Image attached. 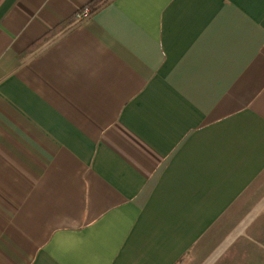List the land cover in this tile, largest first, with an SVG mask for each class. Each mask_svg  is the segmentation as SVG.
Masks as SVG:
<instances>
[{
    "label": "crops",
    "instance_id": "0c3cea01",
    "mask_svg": "<svg viewBox=\"0 0 264 264\" xmlns=\"http://www.w3.org/2000/svg\"><path fill=\"white\" fill-rule=\"evenodd\" d=\"M0 264H264V0H0Z\"/></svg>",
    "mask_w": 264,
    "mask_h": 264
},
{
    "label": "rangeland",
    "instance_id": "374dc122",
    "mask_svg": "<svg viewBox=\"0 0 264 264\" xmlns=\"http://www.w3.org/2000/svg\"><path fill=\"white\" fill-rule=\"evenodd\" d=\"M238 219H239V214H236L221 220L215 226V228H213L201 241L202 252L204 253L207 250L211 249L214 246V244L219 240V238L223 236V233H225V231H227V229L232 226L235 220Z\"/></svg>",
    "mask_w": 264,
    "mask_h": 264
},
{
    "label": "trees",
    "instance_id": "16d2710c",
    "mask_svg": "<svg viewBox=\"0 0 264 264\" xmlns=\"http://www.w3.org/2000/svg\"><path fill=\"white\" fill-rule=\"evenodd\" d=\"M99 6H100V2L94 1L92 3L91 7H92V9H97ZM71 23H72V21L68 20V21H65L61 24H58L54 29L50 30L44 36H42L41 38L36 40L34 43H32V45L28 48L27 53H31V52L41 48L42 46H44L48 42H50L59 33L64 32L67 29H69Z\"/></svg>",
    "mask_w": 264,
    "mask_h": 264
},
{
    "label": "built area",
    "instance_id": "2783aa9c",
    "mask_svg": "<svg viewBox=\"0 0 264 264\" xmlns=\"http://www.w3.org/2000/svg\"><path fill=\"white\" fill-rule=\"evenodd\" d=\"M90 16H92V10L89 6L83 8L82 10H79V12H77L76 14V17L79 21L85 20Z\"/></svg>",
    "mask_w": 264,
    "mask_h": 264
}]
</instances>
